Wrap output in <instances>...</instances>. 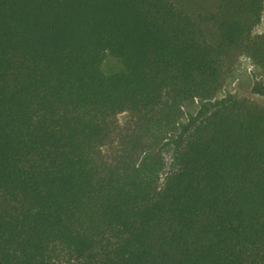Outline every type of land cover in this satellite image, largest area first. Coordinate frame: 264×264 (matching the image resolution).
Returning a JSON list of instances; mask_svg holds the SVG:
<instances>
[{"label":"trees","instance_id":"obj_1","mask_svg":"<svg viewBox=\"0 0 264 264\" xmlns=\"http://www.w3.org/2000/svg\"><path fill=\"white\" fill-rule=\"evenodd\" d=\"M263 2L0 0V264H264Z\"/></svg>","mask_w":264,"mask_h":264},{"label":"rangeland","instance_id":"obj_2","mask_svg":"<svg viewBox=\"0 0 264 264\" xmlns=\"http://www.w3.org/2000/svg\"><path fill=\"white\" fill-rule=\"evenodd\" d=\"M261 33H264V2L260 21L252 30V35ZM101 69L104 74L110 75L121 71L122 65L119 60L107 55L102 62ZM240 99H247L264 108V74L245 57L240 60L235 78L224 85L214 99L208 101L196 100L193 104L184 108L183 117L176 132L169 135L164 145L157 150V154L162 157L165 165L161 177L172 168L174 151L185 131L193 123H197L221 105ZM124 119L125 115H120L118 117L119 123H123Z\"/></svg>","mask_w":264,"mask_h":264}]
</instances>
